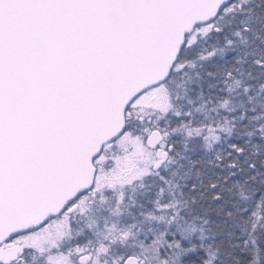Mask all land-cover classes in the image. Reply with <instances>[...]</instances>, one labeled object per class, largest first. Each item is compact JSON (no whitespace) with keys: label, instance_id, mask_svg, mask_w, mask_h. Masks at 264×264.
Returning <instances> with one entry per match:
<instances>
[{"label":"snow or ice","instance_id":"1","mask_svg":"<svg viewBox=\"0 0 264 264\" xmlns=\"http://www.w3.org/2000/svg\"><path fill=\"white\" fill-rule=\"evenodd\" d=\"M0 264H264V0H0Z\"/></svg>","mask_w":264,"mask_h":264}]
</instances>
